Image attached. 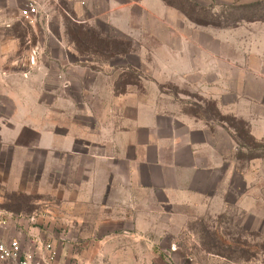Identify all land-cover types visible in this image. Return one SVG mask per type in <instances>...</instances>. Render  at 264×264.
Here are the masks:
<instances>
[{
	"label": "rangeland",
	"instance_id": "1",
	"mask_svg": "<svg viewBox=\"0 0 264 264\" xmlns=\"http://www.w3.org/2000/svg\"><path fill=\"white\" fill-rule=\"evenodd\" d=\"M65 1L40 0L31 16L21 0H0V130L9 140L24 125L16 145L0 147L3 240L16 239L41 259L50 244V264H264V140L239 147L232 140L233 126L248 127L238 116L249 109L241 96L264 101L257 94L263 84L246 80L251 49L264 48V0L152 2L150 18L135 9L132 36L107 38L57 19ZM65 56L89 59L81 63L90 76L117 72V92H134L176 116L211 120L214 150L207 149L209 159L206 147L200 152L197 184L186 183L191 172L184 169L183 192L164 203L159 191L127 193L122 165L118 183L102 194L116 204H67L71 194L62 187L86 179L85 170L76 161L48 160L32 144L45 137L48 121L62 126L69 94L75 105L94 108L100 98L67 87ZM184 57H192L195 74L184 71ZM261 63L264 72V55ZM107 177L102 172L90 182L105 192Z\"/></svg>",
	"mask_w": 264,
	"mask_h": 264
},
{
	"label": "crops",
	"instance_id": "2",
	"mask_svg": "<svg viewBox=\"0 0 264 264\" xmlns=\"http://www.w3.org/2000/svg\"><path fill=\"white\" fill-rule=\"evenodd\" d=\"M234 1L236 0L220 2ZM65 2L67 5L65 15L57 19L61 21L68 19L94 30L96 36L105 38L132 36L135 9L142 12L144 20V14L150 18L152 2L163 4L161 0H66ZM59 26L61 33L65 31L63 25ZM245 32L249 33L246 30ZM69 49L67 48L68 51ZM250 55L254 58L251 63L253 67L249 68L250 72L247 71L246 80H254L258 85L263 84L258 88L259 93H257L263 95L264 72L260 67L264 55L262 44H256L251 49ZM191 58L190 62L187 57L183 58V64L187 69L184 71L195 74L198 71L195 70L197 65L193 68ZM76 59L78 60L76 62L70 61L65 56L61 61L62 75L68 84L67 87L77 91L79 96L100 98L98 105L94 108L83 101L75 105V100L71 99L69 94V101L66 100L68 111L65 113L62 126L55 121H48L45 137L32 144L36 149L45 150L48 160H62L64 164L67 161H76L85 170L86 179L62 187L64 193L71 194L67 204H78L77 201H84L87 204H116V201L112 203V199L105 202L108 197L102 194L109 192L114 180L118 183L119 169L122 165L126 170L124 175L126 185H124L127 193L129 190L132 192L136 187H144L151 193L159 191L165 194L164 203L177 200L174 194L183 192V180L180 177L184 169L191 172L186 183L197 184L192 179L204 169L198 164L199 154L205 149L203 147H206V156L209 159L207 149L210 148L212 152L214 150L213 122L190 116H176L154 101L136 97L134 92L129 90L117 92L115 88L117 72L100 70L94 71L90 76L81 63L89 59L82 57ZM250 59L247 62H250ZM227 64L230 65L229 62ZM88 79L91 80L89 83H87ZM67 93H69L68 89ZM241 97L249 109L238 116L247 122L249 133L255 140H264L262 96L242 95ZM23 126L20 122L14 137L9 140L0 130V147L16 145L15 140L17 135L21 134ZM198 135L206 137L204 140H199ZM228 138L231 139L230 136ZM10 159L15 158L12 156ZM78 164L73 165L72 168ZM102 172L108 175L105 192L104 189L97 188L90 182L91 177L97 181ZM140 173H145L148 178H156L152 181L149 178L147 183H142L137 179ZM84 193L88 196H83Z\"/></svg>",
	"mask_w": 264,
	"mask_h": 264
},
{
	"label": "built area",
	"instance_id": "3",
	"mask_svg": "<svg viewBox=\"0 0 264 264\" xmlns=\"http://www.w3.org/2000/svg\"><path fill=\"white\" fill-rule=\"evenodd\" d=\"M26 7L28 15L35 16L38 13L40 0H21ZM8 226V221L4 215H0V262H11L13 264H50L55 254L52 246L47 244L46 257L36 258L33 251H22L21 244L16 239L3 240V233Z\"/></svg>",
	"mask_w": 264,
	"mask_h": 264
},
{
	"label": "trees",
	"instance_id": "4",
	"mask_svg": "<svg viewBox=\"0 0 264 264\" xmlns=\"http://www.w3.org/2000/svg\"><path fill=\"white\" fill-rule=\"evenodd\" d=\"M245 127V128H244ZM234 129V136L232 135V140H234L237 144V147L242 146L238 142L242 143H254L256 142L255 139L250 135L249 129L247 126L241 127L240 129L233 126Z\"/></svg>",
	"mask_w": 264,
	"mask_h": 264
}]
</instances>
